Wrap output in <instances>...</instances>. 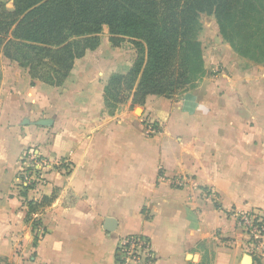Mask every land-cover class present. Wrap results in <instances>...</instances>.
Segmentation results:
<instances>
[{
  "label": "crops",
  "instance_id": "crops-1",
  "mask_svg": "<svg viewBox=\"0 0 264 264\" xmlns=\"http://www.w3.org/2000/svg\"><path fill=\"white\" fill-rule=\"evenodd\" d=\"M199 40L205 74L194 87L140 105L128 97L113 115L105 88L136 56L110 35L60 87L33 81L0 49V264H115L119 242L133 235L150 241L155 264H202L208 250L210 264H243L237 216L264 215V62L237 54L214 16ZM145 123L158 134H145ZM31 149L51 166L23 193ZM179 177L185 188L173 185Z\"/></svg>",
  "mask_w": 264,
  "mask_h": 264
},
{
  "label": "trees",
  "instance_id": "trees-1",
  "mask_svg": "<svg viewBox=\"0 0 264 264\" xmlns=\"http://www.w3.org/2000/svg\"><path fill=\"white\" fill-rule=\"evenodd\" d=\"M12 1L8 10L0 0V49L28 69L33 81L62 86L76 61L99 47L105 27L113 46L131 41L133 67L112 75L105 88L111 115L128 97L139 105L150 95L173 98L203 77L201 14L215 17L237 54L264 62V0Z\"/></svg>",
  "mask_w": 264,
  "mask_h": 264
},
{
  "label": "built area",
  "instance_id": "built-area-1",
  "mask_svg": "<svg viewBox=\"0 0 264 264\" xmlns=\"http://www.w3.org/2000/svg\"><path fill=\"white\" fill-rule=\"evenodd\" d=\"M158 128L154 123H145V133L149 136L158 134ZM24 169L20 174V188L22 191L34 189L43 182L45 171L50 168L51 162L43 159L35 150L25 152L23 156ZM54 166L64 172L71 171V165L66 161H56ZM187 179L179 177L173 180L176 188H185ZM239 227L243 230L248 241L245 245V253L253 260L264 258V215L255 212L237 216ZM37 219L32 220L34 225ZM38 231L42 228L35 226ZM156 257L151 248L150 241L142 235H133L123 238L117 247L115 264H155Z\"/></svg>",
  "mask_w": 264,
  "mask_h": 264
},
{
  "label": "rangeland",
  "instance_id": "rangeland-1",
  "mask_svg": "<svg viewBox=\"0 0 264 264\" xmlns=\"http://www.w3.org/2000/svg\"><path fill=\"white\" fill-rule=\"evenodd\" d=\"M10 9L12 8V6H10L9 7ZM205 15L206 14H204V15H200V22L202 23V21H203V19L205 18ZM99 37H100V41H101V39L102 40H107L108 39V37H109V32H108V29L105 27L104 29H103V31H102V33L99 35ZM120 48L123 50H125L126 51V55L131 59V58H133V56L135 55L136 57H137V54H136V48L134 47V45L131 43V41L129 40V39H126V40H124V42H122L121 44H120ZM195 86V85H194ZM191 88V87H190ZM189 88V89H190ZM127 96V95H126ZM138 116H141V112H137L136 113ZM146 134V133H145ZM187 183H189L188 182V180H187ZM205 259H203V261H204V263H206V264H209L210 263V259H211V251L210 250H208L207 251V253L205 254V257H204Z\"/></svg>",
  "mask_w": 264,
  "mask_h": 264
},
{
  "label": "water",
  "instance_id": "water-1",
  "mask_svg": "<svg viewBox=\"0 0 264 264\" xmlns=\"http://www.w3.org/2000/svg\"><path fill=\"white\" fill-rule=\"evenodd\" d=\"M38 125L40 126H51L53 124L52 120H41L39 122H37ZM111 224H115L112 220L107 221V227L106 230L107 231H112L113 227H111ZM253 258L250 255H245L244 259H243V264H253Z\"/></svg>",
  "mask_w": 264,
  "mask_h": 264
}]
</instances>
